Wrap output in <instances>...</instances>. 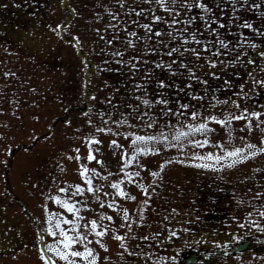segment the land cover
Listing matches in <instances>:
<instances>
[{
  "label": "rangeland",
  "instance_id": "1",
  "mask_svg": "<svg viewBox=\"0 0 264 264\" xmlns=\"http://www.w3.org/2000/svg\"><path fill=\"white\" fill-rule=\"evenodd\" d=\"M0 4L4 5L0 7V108L4 109L0 112V133H3L0 136V264H40L33 245L38 242L37 228L46 226L41 205L47 203L49 209L75 219L74 213H68L62 205L41 197V193H48L49 189L50 194L57 193L58 188L64 186V181L69 184L83 183V178L77 173L79 163L96 167L101 173H111L107 179L94 177V185L102 184L103 191L111 192V181L124 173L118 168L121 154L109 146V141L118 139L120 144L131 150L128 141L124 137L100 133L99 139L103 144L93 145L94 154L104 160L103 165H98L95 160L84 159L87 146L80 137L95 132L92 126L85 123L86 119H93L97 126H103L104 118L98 112L111 111L109 105L104 103L105 97L112 100L114 105L118 100L128 103L133 101L127 95L124 85L126 73L121 75L115 71L102 70V61H109L108 67L113 69L119 65L109 60L106 51L101 52L105 41L93 31L94 28H103L108 21L106 15L100 21L93 18V12H101L100 7H94L96 0H27L26 5L22 0H0ZM260 11H264V6L249 12L245 19H250L254 27L264 29V22L258 23ZM47 25H52L55 33ZM242 30L251 36L252 30ZM256 39L259 41V38ZM6 71L15 75L5 77L3 74ZM105 82L108 87H105ZM116 87L120 88V92L108 95ZM33 88L35 91H32ZM14 101L19 102L15 110ZM259 102L264 103V98H259ZM120 111L126 109L121 106ZM85 113L88 115H83ZM118 114L115 113L112 118L115 119ZM37 116L39 119H36ZM66 119L72 121L71 126L65 124ZM260 119L264 120V116ZM50 123L53 125L51 128ZM257 123L256 118H253L254 128L248 131L241 130L243 120L234 121L231 125L235 128L232 140L227 138L225 126L213 123L216 131L210 138L222 141L225 147L242 144L243 137L257 142L264 130V125L255 127ZM77 128L80 130L76 131ZM33 136H36L35 140ZM5 147H10L11 153L4 152ZM74 147L80 149V161L68 160L63 155L72 152ZM97 147L100 148L99 152H95ZM214 150V144L189 148L180 158L192 159V151L203 153ZM176 156L175 149L162 154L140 156L141 162L147 164L149 169L157 168L162 160L173 162L164 168L160 182L162 187L154 185L158 195L151 199L156 212L151 207L146 212L150 227L143 225L137 228L133 225V231L144 235L149 231L161 230V238L165 232L171 236L172 230L178 231L180 235L170 241L165 240L163 247L155 243L149 247L140 242L142 251L151 255L147 258L142 255L128 256V264H158L161 256L169 257L164 264H179L193 252L212 253L215 259L211 262L201 259L204 262L198 260L193 264H264L258 257H263L262 253H256L257 249L262 250L259 237L264 233L251 225L239 228L236 221L231 219L233 215L243 217L253 205L260 203L253 201L250 205L248 199L259 191L257 181L264 183V156L250 159L233 168L225 167L219 172L181 164L174 159ZM130 167L135 169L136 165ZM60 168H64V171ZM256 168L261 171L254 172ZM142 178L145 183L151 184L147 170L142 171ZM125 187L137 197V201L143 198L136 185L126 182ZM61 195H67L80 203H90L91 209L81 210L84 217L90 218L97 214L95 210L99 205L91 193L80 196L70 190ZM113 198L130 211L137 204V201ZM240 199L245 201L243 205L238 203ZM210 201L220 205L216 206ZM173 208L178 211L171 212ZM101 211L115 216L116 225L120 224V217L114 209L105 205ZM165 211L171 217L165 222L172 225V230L162 229L159 223ZM184 228L190 231L185 232ZM118 230L125 231L123 228ZM81 231L87 232L83 228ZM44 235L48 241L58 239L46 232ZM235 235L251 239L252 246L256 247L223 257L235 245L234 242L244 241H236ZM105 240L109 244L108 252L100 250L93 241V247L100 251L99 264H105V255H111L114 264H119L117 241L111 233ZM229 241L230 247L226 243ZM137 243L134 239L129 240L130 247ZM218 250L220 256L217 257L215 255ZM253 253H256L255 257ZM172 256L177 259H170Z\"/></svg>",
  "mask_w": 264,
  "mask_h": 264
},
{
  "label": "snow or ice",
  "instance_id": "2",
  "mask_svg": "<svg viewBox=\"0 0 264 264\" xmlns=\"http://www.w3.org/2000/svg\"><path fill=\"white\" fill-rule=\"evenodd\" d=\"M22 2L26 5L27 0ZM16 6L20 7V4ZM262 6L264 0L259 3L256 0H104L103 3L96 0L94 7H100L101 12H93V18L100 21L106 15L108 21L103 28H94L93 31L105 41L101 52L106 51L109 60L119 65L113 69L108 67L109 61H102V70L115 71L121 75L126 73L124 85L133 102L118 100L114 105L112 100L104 98V103L109 105L111 111L98 112L104 118L103 126H97L93 119L85 121L95 132L80 137L87 146L84 159L95 160L98 165L104 164V160L97 158L93 149L94 144H103L99 139L100 133L124 137L131 150L120 144L118 139L109 141V146L121 154L118 168L124 173L111 181V192L103 191L102 184L94 185V177L107 179L111 173H101L96 167L79 163L77 173L83 178V183L69 184L64 181V186L59 187L57 193L50 194V189L48 193H41V197L62 205L68 213H74L75 219L49 209L47 203L41 205L46 226L37 228L38 242L33 245L40 264H99L100 251L97 247L104 252L109 251V244L105 240L109 233L117 241L119 264H128V256L142 255L147 258L151 255L142 251L140 242L149 247L153 243L163 247L165 240L170 241L180 235L178 231L172 230L171 224L165 222L171 219L167 211L159 223L162 229L172 230L171 236L165 232L161 238V230L149 231L144 235L133 231V225L137 228L143 225L150 227L146 212L149 207L156 212L151 199L158 195L154 185L162 187L160 182L164 168L173 162L162 160L157 168L149 169L147 164L141 162V155L162 154L175 149L177 156L174 159L179 163L217 172L264 156V130L257 142L243 137L242 144L231 147H225L222 141L210 138L216 131L213 123L225 126L229 140L234 139L235 128L231 126L234 121L243 120L241 130L248 131L254 128L253 118L258 121L255 127L264 125V120L260 119L264 116V103L259 102V98H264V29L254 27L250 19H245L249 12H255ZM0 7L4 5L0 4ZM259 17L258 23L264 22V11L259 12ZM47 27L55 33L52 25ZM242 29L252 30L251 36ZM3 75L10 77L15 73L6 71ZM237 77L240 79H234ZM108 86L105 82V87ZM222 89L228 92L221 93ZM119 92L120 88L116 87L108 95ZM121 106L126 111H120ZM18 107L19 102L14 101V110ZM3 111L0 108V112ZM117 112L119 114L113 119ZM65 124L71 126L72 121L66 119ZM51 127L53 125L50 123ZM32 139L35 140L36 136ZM209 144H214L216 150L203 153L192 151V159L180 158L189 148H202ZM3 151L11 153L12 149L5 147ZM99 151V147L95 148V152ZM63 155L68 160L82 159L78 147ZM60 164H63V160ZM133 164L136 165L135 169L130 167ZM60 170L64 171V168ZM143 170L148 171L151 184L144 182ZM253 171L260 172L261 169ZM126 182L138 187L143 197L141 200L137 201V197L127 191ZM257 187L259 191L249 197L248 203H260L253 205L243 217L233 215L231 219L236 221L239 228L251 225L264 233V183L257 181ZM70 190L80 196L91 193L99 205L95 210L97 214L90 218L84 217L81 210H89L92 205L61 195ZM113 197L137 201L136 207L130 211ZM238 203L243 205L245 201L240 199ZM105 205L119 215L118 226L115 216L101 211ZM177 211L171 209L173 213ZM104 221L109 223L105 224ZM81 228L87 232L81 231ZM119 228L125 231L121 232ZM183 230L190 231L188 228ZM45 232L58 239L46 240ZM133 239L138 243L130 247L129 240ZM235 240L242 241L243 237L235 235ZM93 241L97 247H93ZM252 255L255 257L256 253ZM166 259L169 257L161 256L158 264H164ZM170 259L176 260L177 257L172 256ZM260 259L264 261V257ZM103 260L105 264H114L111 255H105Z\"/></svg>",
  "mask_w": 264,
  "mask_h": 264
},
{
  "label": "flooded vegetation",
  "instance_id": "3",
  "mask_svg": "<svg viewBox=\"0 0 264 264\" xmlns=\"http://www.w3.org/2000/svg\"><path fill=\"white\" fill-rule=\"evenodd\" d=\"M252 245H253V241L250 240V245H249V247H251V248L256 247V246H252ZM256 253H258V254H261V253H262V255H263V257H264V248H262V250L257 249ZM231 254H232V250H231V248H229V251H227L226 254L223 255V257L229 256V255H231ZM214 255H215V254H214ZM215 256H217V257L220 256V252H219V250L216 252V255H215ZM215 258H216V257H215ZM201 259H203V260H208V261H213V260H215V259L213 258V256H212V255H208V253H205V254H203V253H199L198 260H201Z\"/></svg>",
  "mask_w": 264,
  "mask_h": 264
},
{
  "label": "water",
  "instance_id": "4",
  "mask_svg": "<svg viewBox=\"0 0 264 264\" xmlns=\"http://www.w3.org/2000/svg\"><path fill=\"white\" fill-rule=\"evenodd\" d=\"M246 248V244H242L240 245L239 247H237L235 250H242ZM196 260V256L195 255H192L190 256L186 261H185V264H189L191 262H194Z\"/></svg>",
  "mask_w": 264,
  "mask_h": 264
},
{
  "label": "trees",
  "instance_id": "5",
  "mask_svg": "<svg viewBox=\"0 0 264 264\" xmlns=\"http://www.w3.org/2000/svg\"><path fill=\"white\" fill-rule=\"evenodd\" d=\"M238 78V77H237ZM237 78H234V79H236V80H239V79H237ZM224 92H228V90H226V89H222L221 90V93H224ZM219 96H220V98H222V95H220V94H218Z\"/></svg>",
  "mask_w": 264,
  "mask_h": 264
}]
</instances>
